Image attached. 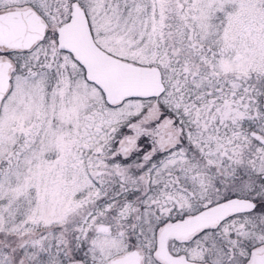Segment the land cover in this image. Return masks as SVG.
Instances as JSON below:
<instances>
[{
  "label": "snow or ice",
  "instance_id": "1",
  "mask_svg": "<svg viewBox=\"0 0 264 264\" xmlns=\"http://www.w3.org/2000/svg\"><path fill=\"white\" fill-rule=\"evenodd\" d=\"M0 264H264V0H0Z\"/></svg>",
  "mask_w": 264,
  "mask_h": 264
}]
</instances>
